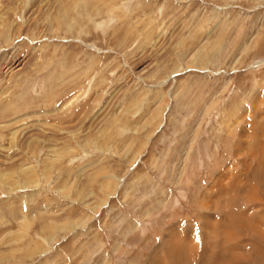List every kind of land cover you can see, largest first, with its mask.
Returning a JSON list of instances; mask_svg holds the SVG:
<instances>
[{"label":"rangeland","instance_id":"rangeland-1","mask_svg":"<svg viewBox=\"0 0 264 264\" xmlns=\"http://www.w3.org/2000/svg\"><path fill=\"white\" fill-rule=\"evenodd\" d=\"M263 179L264 0H0V264H264Z\"/></svg>","mask_w":264,"mask_h":264},{"label":"bare ground","instance_id":"bare-ground-1","mask_svg":"<svg viewBox=\"0 0 264 264\" xmlns=\"http://www.w3.org/2000/svg\"><path fill=\"white\" fill-rule=\"evenodd\" d=\"M264 180V179H263ZM69 223V222H68ZM65 224V223H64ZM65 226V225H64ZM67 228H68V226H67ZM116 247V246H115ZM176 247V246H175ZM177 248V247H176ZM204 250V249H203ZM173 260V259H172Z\"/></svg>","mask_w":264,"mask_h":264}]
</instances>
